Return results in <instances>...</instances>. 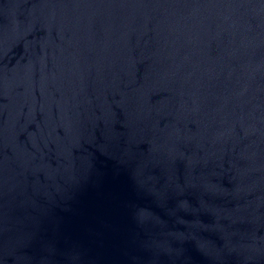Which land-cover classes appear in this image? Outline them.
Masks as SVG:
<instances>
[{
  "label": "water",
  "instance_id": "obj_1",
  "mask_svg": "<svg viewBox=\"0 0 264 264\" xmlns=\"http://www.w3.org/2000/svg\"><path fill=\"white\" fill-rule=\"evenodd\" d=\"M0 264H264V0H0Z\"/></svg>",
  "mask_w": 264,
  "mask_h": 264
}]
</instances>
